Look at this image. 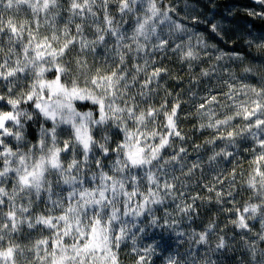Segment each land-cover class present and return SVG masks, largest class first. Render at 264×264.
Wrapping results in <instances>:
<instances>
[{"label":"snow or ice","instance_id":"6c2138e0","mask_svg":"<svg viewBox=\"0 0 264 264\" xmlns=\"http://www.w3.org/2000/svg\"><path fill=\"white\" fill-rule=\"evenodd\" d=\"M111 3L117 5L119 21L109 11ZM254 3L259 9H246V15L264 20V0ZM97 9L103 13V26L98 23ZM65 11L66 22L61 17ZM175 12L165 0H68L66 7L62 0H0V88L4 89L0 91V264H121V246L129 239L135 264H154V257L162 264H222V257L239 251L234 241L221 234L223 229L216 231L214 221L206 230L193 231L187 237L189 247L183 253L166 242L137 245V236L131 231L134 228L147 235L148 228L170 229L184 237V232L176 230V222L169 220L172 214L158 217L153 206L163 205L168 197L179 199L177 210L190 216L197 211L195 201L201 199L193 196V203H187L184 193L177 196L176 191L180 180L174 174L176 165L183 176H191L201 167L194 162L185 171L188 149L174 147L173 138L185 139L177 123L185 101L176 93L171 106L167 99L159 107L150 102L162 77L180 81L167 67L156 64V53H176L180 62L191 68L193 61L208 55V48L216 47L173 19L170 13ZM129 15L135 20L131 34L122 27ZM89 18L93 39L85 35ZM181 19L193 25L205 22L195 5H186ZM41 27L46 32L41 33ZM210 27L224 39L221 26L212 23ZM173 34L187 35V42L175 43ZM109 35L114 38L112 62L103 56V64L98 65L101 53L97 49L103 46L108 50ZM248 37L249 48L255 47L264 56V35L252 38L249 32ZM89 53L93 54L91 63ZM226 56L244 60L235 52L221 53L215 60ZM214 71L215 66L202 70L200 76L209 77ZM243 72L258 76L259 85L240 81L237 86L225 80L224 99L216 94L201 96L196 115L206 118L200 130L216 133L206 143L227 140L229 146L236 147L238 139L254 141L255 146L246 149L253 154L250 164L254 166L247 183L258 202L236 208L231 223L256 237H240L245 256L239 264H264V72L252 66H245ZM164 91L165 97L173 95L167 88ZM237 97L243 99L237 102ZM217 106L232 111L220 118ZM161 114L164 132L158 130ZM237 118L246 123L233 124ZM113 129L122 134L120 139L113 140ZM166 148L173 149L168 158L162 155ZM112 156L115 158L106 171L105 158ZM232 156L225 147L209 160ZM93 164L96 171H92ZM141 170L148 182L145 191L140 189ZM231 175L235 180L234 169ZM223 182L222 176L215 177V184ZM215 184L205 187L215 193L216 203H223L225 195L234 196L232 191H218ZM63 186H67L66 195ZM207 199L211 202L212 197ZM229 202L235 204L234 199ZM41 203L45 211L34 213ZM257 218L260 229L254 231L248 221ZM25 226L41 233L46 229L47 234L30 245L15 242ZM213 235L214 242L210 239Z\"/></svg>","mask_w":264,"mask_h":264},{"label":"trees","instance_id":"16d2710c","mask_svg":"<svg viewBox=\"0 0 264 264\" xmlns=\"http://www.w3.org/2000/svg\"><path fill=\"white\" fill-rule=\"evenodd\" d=\"M198 0H165V3L171 4L176 8L174 14L177 18V20H180L179 22L184 24L185 26L196 29L200 34L203 35L204 39H207V43L209 45H216L215 48H211L213 51V54H216L218 52V49L224 50L226 53H233V52H239L241 50L242 55L244 56V60L240 61L238 64L232 67V70L236 72L243 73V68L245 66H253L254 65V56L253 53L248 51V48L244 45L246 43V40L249 38L248 33L251 32V37L256 33H260L264 31V20H261L259 18H253L250 16H247L246 13H242L240 10H237L235 12H231L226 9L227 6H235L237 4L246 5L244 4L242 0H219L218 3L215 4L213 7L211 4H202V3H196ZM196 3V4H194ZM218 4V6H217ZM186 5H195L200 8L201 11H197L200 19L205 21L204 23H197L193 25L189 20L187 19H181L182 16L185 15V7ZM67 5H64L63 7H66ZM114 13H116V9L113 10ZM62 21L66 22L68 19V13L62 12L61 13ZM101 25L103 26V14L101 13ZM116 20L118 18V12L116 13ZM90 21V19H89ZM87 22L85 27V35L89 39L95 38V31L94 27L88 26L91 23ZM99 23V22H98ZM216 23L219 26H221V29L224 33V39L221 40L219 36H216L214 33L211 32V24ZM242 24L244 29L243 33H236L235 29L236 27ZM62 26V24L60 25ZM41 33L46 32L45 27H41L40 29ZM74 31V26H73ZM182 42L187 41L185 36L183 39H179ZM6 42V41H5ZM106 43L108 45V50L106 51L103 46L98 47L97 51L98 53H101L100 56H97V64H103V56L109 57V63H111V48L110 46L114 43V38L110 35L106 37ZM5 46V43H4ZM19 47V46H18ZM6 48V47H5ZM150 51V49H149ZM203 56V53H201ZM143 56V55H141ZM3 54H0V59H2ZM93 54H88V60L89 63L92 62ZM156 57V64L161 66L168 67L170 73L172 76H179L180 81L179 83L172 78L164 77L163 83L160 86V89L167 88L168 91L173 93V97H165V94H161L162 97L158 99H154L151 96V103L155 105L156 107H159V105L162 103L164 99H167L169 101V106H171V103L174 101L176 93H179L180 98L185 101L181 104V109L178 112V118L177 123L179 126V130L184 135L185 139L180 140V143H178V138H174V146H183L186 149H188V153L185 156V165L187 170L188 167H191L192 163L196 162L201 165L200 168L196 169L195 172L191 176H183L181 175L179 171V165H176V171L175 175L180 177V180L177 181V196H179V193L182 191L184 193L183 200L185 202L193 203L191 195L194 193L195 196H199L201 199H198L195 201V208L196 212L190 214V216H184L179 213V211L176 208V204L180 203V200L177 199L173 201L171 197H168L163 205H155L153 206L155 208V215L158 217L163 218L165 216V212H169L172 215L169 217V220H174L176 222L175 228L178 231H182L185 233L184 237H177L174 232H172L170 229L165 230L162 232L160 228L147 229V235H143L136 231V229H131L132 232H134L137 236V245H148L149 243H152L154 241L164 243L166 242L172 250L180 251L181 253L185 252L187 248L189 247L187 242V237L193 232H202L206 230L209 222L214 221L216 224V231L219 232L221 229H223V232L221 234L225 235L226 238L229 241L235 242V247L239 250L235 253H228L227 258L222 257V264H239V260L241 256H245L244 251L242 250V241L240 239L241 236H246L250 240H255L256 237L253 233H245L241 232L240 230L236 229L233 224L231 223V220L236 218V208L242 209L246 203H256L258 202V198L256 196V193L248 187V180L251 178L249 175L248 177L240 176L239 178H235V182H232L233 179H231V170L224 171L223 173H220L215 169L218 161L221 157H217L216 163L213 167H210L212 161L209 160V157L213 155V150L210 147L208 149H204L205 147V141L208 138H211L216 135L215 131L212 129H204L200 130L199 125L202 122H206L205 120H201L196 115V107L198 103L202 102L200 100L201 96L213 94L210 90V80L211 76L209 77H201L200 72L202 70L211 69L212 65L210 66V61H208V55L203 56V59L200 61H193L192 67H187L186 63H181L180 60L177 61L175 56L165 55L162 58ZM133 61H129V67H131V63ZM141 64L143 63V60L141 59L139 61ZM213 64V62H212ZM194 74V83L188 82L191 77V72ZM49 77L52 76V73L47 74ZM187 75V76H186ZM142 78V75H141ZM200 83H202L205 86V90L202 93H198V90L201 89ZM26 85L22 84L21 87H24ZM0 91H4L3 88L0 89ZM133 92L136 91V89H132ZM192 93H196V96L193 97ZM237 102L239 100L237 99ZM79 103V102H78ZM225 112L221 111L220 118L223 117ZM239 119V118H237ZM158 123L163 126L165 123L164 116L161 114L158 117ZM163 130L160 132H164L165 129L162 127ZM113 140L120 139L122 137V134L119 133L117 130H112ZM219 145V139L215 141ZM200 145L199 151L201 148H203L206 152V159L203 158L202 160L199 159L200 152H195V146ZM222 147L225 148V141L223 140ZM220 148L216 151H220L222 149ZM165 158H168L172 155L171 151L164 150L162 154ZM114 156L110 158H105V170L107 171L108 168L111 166L112 161L114 160ZM219 159V160H218ZM218 160V161H217ZM220 169H223L224 164L218 163ZM212 168V169H211ZM92 171H96L95 165H92ZM144 171L141 170V182L140 184H144L143 181L146 180V177H144ZM155 171V170H153ZM173 173H169V176ZM250 174V173H249ZM217 175L222 176L224 182L222 184H215V177ZM161 180H163L165 177L161 175ZM228 179V180H227ZM230 179V180H229ZM258 179V178H257ZM215 184V187L218 191H223L224 193H227L228 191H232L234 193L233 197H227L225 195L224 202L223 203H216L215 201V193H210L207 191V188L205 185L212 186ZM234 185V186H233ZM148 187V184L146 185L145 189ZM59 191V190H57ZM64 195L67 194V191L63 192ZM207 197H212L211 202L207 199ZM56 198L55 196L53 197ZM235 200V204L229 202L231 200ZM51 207V204L48 205ZM34 213H40L45 211V205L43 203L38 204L33 209ZM57 212H59V209H57ZM198 213L201 215H198ZM144 218H141L143 220ZM248 223L250 225L254 226V231H259L260 224L259 219L256 220H249ZM143 226V225H141ZM47 231L44 230L43 233L37 232L35 230H29L25 226L22 233L18 234L16 237L17 243L23 244V245H30L32 242H34L36 239H38L41 235H46ZM161 235H163V240H161ZM213 242L216 239V236L213 235L210 238ZM134 245L132 243V240L129 239L126 243L122 244L121 250H120V260L121 264H135V253L132 251ZM203 247V246H201ZM235 257V258H234ZM154 264H162V261L159 257H154Z\"/></svg>","mask_w":264,"mask_h":264},{"label":"rangeland","instance_id":"374dc122","mask_svg":"<svg viewBox=\"0 0 264 264\" xmlns=\"http://www.w3.org/2000/svg\"><path fill=\"white\" fill-rule=\"evenodd\" d=\"M218 1L219 0H212V4L215 5L216 3H218ZM242 1L245 2L244 4H246V5L237 4L235 6H227L226 9L231 11V12H235L237 10H240L242 13H246V9H257V10L259 9V6L255 5L254 0H242ZM67 3H68V0H62V7L64 5H67ZM196 3H202V4L207 3V4H209V0H198ZM196 3H194V4H196ZM217 6H218V4H217ZM114 9H116V11H117V5L115 3H111L109 5V11H110L111 15L115 17L117 12L114 13V11H113ZM196 10L197 11L198 10L201 11L198 6H196ZM97 11H98V16H99V21L98 22L101 24L102 22H101V17L100 16H101L102 12L99 11V9H97ZM21 15H23V14H21ZM170 15L173 17V19L177 20V18H176V16L174 14H170ZM89 19H90L89 22L91 23V18H89ZM126 19L128 20V23L124 24L122 27L124 29H126L129 34H131V31H132V28L134 26L135 20H134V17L132 15L127 16ZM119 20H120V14L118 13L117 21H119ZM177 21L179 22L180 20H177ZM161 27H164V26H161ZM244 29L245 28L243 27V25L239 24L236 27V29H235L236 31L235 32L237 34L238 33L240 34V33L244 32ZM192 31H193V33L200 34L198 31H196V29H192ZM261 35H264V31L260 32V33H256L253 36V38L259 37ZM184 36H185V38L187 40L188 39L187 35L173 34L174 42L175 43H181L182 41L179 40V39H183ZM153 40H155V38H153ZM204 40L207 43V39H204ZM185 42H187V41H185ZM192 43L195 46V44H196L195 38H193ZM244 45L246 46V48H248L249 52L251 51L253 53L254 65L252 67L260 68L261 71L264 72V68H261V65L264 64V56H261L255 47H252L250 49L248 44H247V42L244 43ZM5 47H7L6 42H5ZM110 48H112V46H110ZM206 51L208 53V61H210V66L212 65V68H213V66H215V68H216V71H214L213 75H211L210 90H211V92L213 94L218 95L221 100L224 99L222 93L227 91L226 84L224 83L225 80H232L234 83L237 84V86H239V82L240 81H243L244 83L257 85V86L259 85V77L258 76L250 75V74H244V72L239 74L238 72L235 73V71L232 70V67L235 66L236 64H238L241 60H229L227 58V56H226L225 59L220 60V61H216L215 60V56L216 55H219L221 53H226V52L224 50L220 49V48L218 49V52L216 54H213L212 53L213 50L210 49V48H208ZM235 53H238L241 56H243L241 50H239V52H235ZM169 54H171V56H175L177 61H179V57H178V55L176 53H173V52L169 51L166 55H169ZM227 54H232V53L228 52ZM141 55H143V53H141ZM155 56L161 58V57H163L165 55H163L161 53H156ZM212 62H213V64H212ZM164 67H166V66H164ZM190 72H191V74H190L191 77H190V80H188V82L194 83V74H193L192 71H190ZM141 79H143V75H142ZM163 79H164V77H162V79H161V84L163 83ZM0 83H2V82H0ZM199 85L202 88L198 90L197 94L198 93H202L205 90V86L202 83H200ZM161 94H165L164 89H159L158 92L152 93L151 96L154 99L155 98L158 99V98L162 97ZM167 97H173V95L167 96ZM237 99L240 100V99H243V97H237ZM217 111L220 114L221 111H223V112L227 111V112L230 113L232 110L231 109H221V108H219V106H217ZM232 123L242 126L246 122L239 118V119L233 120ZM162 127L159 128L160 131L163 130ZM212 139H213V137L206 139V141H209V140H212ZM173 140H174V138H173ZM206 141H205V147H203V148L205 150L208 149L209 147H210V149L212 148L213 154L215 152H218L216 150H218L220 148V146L222 147V144H223V140H219V145L216 142L214 144H211V143H206ZM224 141H225V145L227 147V150L231 151L233 153V156L232 157H228L227 159H225L223 157H221L220 160L218 159L219 160V161L217 160L218 163H222L223 162L224 167H223V169H220L221 166H219V164L217 163L215 169H217V171H219L220 173H223L224 171H227V170H231V173H232L233 169H234L235 170V178H239L240 176H245V175L247 177L249 175L250 176L253 175L252 168L254 166L250 164V161L253 159V154L251 152H249V151H246V149H248V148H250L252 146H255L254 145V141L250 137H248L247 139H243V140L238 139L236 147H231V146H229V142L227 140H224ZM178 143H180L179 139H178ZM174 147L176 149H179L180 146L178 145V146H174ZM194 148H195V152L196 153L200 152V157H199L200 160H202L203 158H205V160H207L206 159V152H205V150L203 148H201L200 151H199V148H197L196 146ZM165 150L166 151H171V153H173V149L172 148H166ZM215 163H216V160L212 161L210 167H213L215 165ZM185 169H186V165H185ZM153 170H155V169H153ZM231 179H233L232 175H231ZM234 182H235V180H232V182H229V183L233 184ZM143 183L144 184H140L141 191H143L145 189L146 185L148 184L147 179L144 180ZM63 189L66 192L67 191V186H63ZM193 196H195L194 193L191 195V197H193ZM165 214H166V212H165ZM198 215H200V214L198 213Z\"/></svg>","mask_w":264,"mask_h":264}]
</instances>
